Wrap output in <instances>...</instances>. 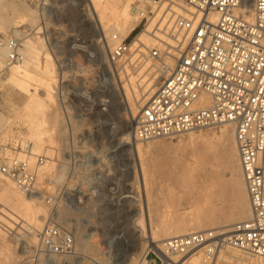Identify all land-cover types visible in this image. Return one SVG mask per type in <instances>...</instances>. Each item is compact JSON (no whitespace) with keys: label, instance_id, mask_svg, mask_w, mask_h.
<instances>
[{"label":"rangeland","instance_id":"1","mask_svg":"<svg viewBox=\"0 0 264 264\" xmlns=\"http://www.w3.org/2000/svg\"><path fill=\"white\" fill-rule=\"evenodd\" d=\"M7 2L18 3L19 6L7 9L0 2V36L5 37L15 25L26 30L31 37V60L27 66L33 73L41 75L43 68L40 62L45 58L42 53L33 51L41 35L53 51L57 73L54 77V100L37 107L35 103L26 106L27 93L11 83L5 77L6 69L0 68L1 128H9L11 132L10 137L4 138L11 142L18 137L30 139L34 152L29 157L30 162L31 158L37 160V155H43L51 163L49 173L42 176L37 172L40 190L36 194L44 195L29 207L27 193L13 180L1 175L0 218L3 223L0 224V264H49L47 259L50 255L40 251V241L33 232L46 225L59 226L75 235L72 253L51 255L59 259L58 264L149 262L153 255L147 257V253L155 251L151 234L155 232L157 237H161V230L173 222L171 213L182 212L188 221L194 217L190 213L192 204L188 203V196L182 195L184 189L175 178L181 174L186 180L196 179L194 189L206 191L202 180L211 174L206 172L210 161L207 154L209 151L224 152V146L216 140L209 144L189 143V131H184L168 137L139 140L145 149L140 157L136 143L125 142L128 135L131 140L134 137L136 117L129 112L123 83L133 92L130 79L139 82L155 74L163 62L150 55V48L157 41L149 48L140 45L142 51L138 52L148 57L151 64L134 62L132 45V51L126 57L116 66L110 65L107 56L115 40L111 33V43L99 36L100 27L103 31L104 27L88 16L89 5L83 0ZM116 3L119 9L129 4V19L138 20L127 36L120 34L131 42L157 14L156 11L142 26L132 10L133 0H116ZM172 21L173 16L164 14L157 24H171ZM157 24L150 31L158 34L154 32ZM8 36L19 38L21 48H25L27 37L20 34ZM169 56L175 57L174 52ZM157 72L160 76L155 90L166 74L160 70ZM80 91L97 104L101 99H107V110L100 106L91 108L88 98L78 94ZM7 118H12L17 124L11 126ZM36 119L40 122L42 134L39 138H31L26 122ZM228 124L235 128L231 122L194 132L211 136ZM62 126H65V131L61 130ZM88 148L95 150L92 151L95 159L90 155L92 152L88 153L91 158L87 159ZM34 165L31 162V166ZM62 170L64 173L60 176ZM203 199L200 195L198 201ZM217 203L219 208L231 207L229 198ZM218 215H221L220 210ZM215 224L218 227L214 229L226 228L220 222ZM195 251L185 258L190 262L195 259L200 264H229L227 260L217 258L219 254H229V248L217 251L215 258L209 261H205L203 249L198 253Z\"/></svg>","mask_w":264,"mask_h":264},{"label":"built area","instance_id":"2","mask_svg":"<svg viewBox=\"0 0 264 264\" xmlns=\"http://www.w3.org/2000/svg\"><path fill=\"white\" fill-rule=\"evenodd\" d=\"M172 2L193 9L189 15H176L171 24H157L158 43L151 48L152 56L162 60L176 52V63L141 107L133 135L148 140L234 123L251 215L236 221L228 232L210 228L169 237L163 242L166 255L150 250L147 257L153 258L145 264H177L173 255L196 249L213 260L229 245L264 256V0H135L139 24L145 26L157 8ZM211 14L217 18L211 19ZM113 37L116 42L107 61L116 66L132 51V42L117 34ZM2 44L9 48L10 62L23 60L19 38L0 36ZM78 94L88 98L91 108L109 106L107 99L97 104L84 91ZM205 94L210 103L201 105ZM21 151L31 154L30 143L5 141L0 135V174L33 193L39 190L37 166L46 157L38 155L32 167L29 156L19 155ZM33 232L40 251L47 254H70L75 249V235L59 226L46 225Z\"/></svg>","mask_w":264,"mask_h":264},{"label":"bare ground","instance_id":"3","mask_svg":"<svg viewBox=\"0 0 264 264\" xmlns=\"http://www.w3.org/2000/svg\"><path fill=\"white\" fill-rule=\"evenodd\" d=\"M83 1L89 5V8H88L89 11H87L88 16L91 19L93 18L96 21V23H98V25H102L104 27V31H103L101 30V27L99 26L100 27L99 36H102V39H104L107 43L109 42L111 43L112 38L114 39L113 37L114 34H117V35L121 34L122 36H127L138 22V20L133 21L129 19V12H130L129 4L119 9V6L117 5L116 0H106V1L83 0ZM0 2H2L3 5L7 7V9L8 8L14 9L15 7L19 6L18 3L17 4H10L9 2L6 3V0H0ZM134 2L135 0H133V3H132V10L137 15V17L140 18L139 14L136 13L133 9ZM185 7L181 6V4L178 2H174L171 6H169V4H164L160 8H157L156 10L157 14L155 17L152 18L148 27L141 30L132 40L133 52H134L133 54L134 62L136 61L141 62L142 65L151 64L148 57L143 56L142 53L140 54L138 53L142 51L140 48V45L143 44L145 47L149 48L151 44H154L157 41L156 40L157 37H155L157 33H153L150 30L153 26L155 27V25L157 24V22L159 21L162 15L169 14L173 16V19L176 15H180V14L189 15L188 12L190 9H193V7L191 8H188V6H185ZM88 16H87V19H88ZM210 18L215 20L217 18V14H211ZM162 25H163V22H160V26ZM18 27H19L18 25H15L12 28V30L9 31V33H6L5 37L7 38L9 34H12V35L20 34L24 38L27 37V39L24 42L25 48L20 47V51L23 54V60L24 59L25 60L24 61L21 60L20 62L11 64L12 62L8 60L9 48L6 44H2L0 45V68L6 69L5 77H7V79H9L11 83H13L23 92L27 93L26 106L30 105L31 103H35L37 107L38 106L42 107L49 101L54 100V93L56 90V84L54 83V77L56 76V73H57V66L54 61L53 51L50 48L48 42L45 43L42 40V37L40 35V38L37 39L38 44L35 48H33L34 49L33 51H36L38 54L42 53L43 57L45 58V60L40 62V64H42L43 73L39 75V74H36L30 71V69L27 66V63H28V60H31V37L28 36L29 34L26 33V30L19 29ZM110 33L112 35V38L110 37ZM175 53L176 52H174V55ZM150 55L152 56L151 48H150ZM165 58L166 56L163 57L162 59L163 62L160 63V65H158V68H157L158 70L163 72L162 74L169 72L176 63L175 57L169 56L168 58L166 59ZM155 65L157 64L155 63ZM157 69L155 71V74H153L151 77L149 78L144 77L139 82L136 81L135 79H130L133 85V92H131V89L125 82L123 83V87H124V90L127 96L129 112L136 118L138 116L137 114L139 113L141 107L145 103L144 101L147 98L149 99V97L156 91L155 85L160 76L159 72H157L158 71ZM33 83H35V85H33ZM209 103H210L209 96L206 94L203 95L202 99L200 100V104L206 105ZM136 118L134 120L135 122H136ZM135 122H134V127H135ZM7 123L12 126L13 124H17V121L13 120L12 118H7ZM26 123L29 126V130H30L29 136L31 138H35V137L39 138L42 134V130L40 131L39 129V123H40L39 120L38 119L32 120V121L30 120V121H27ZM225 123H231V122H225ZM209 127H212V126H209ZM61 128H62L61 130L63 131L66 130L65 126H62ZM194 130H189V135H190L189 143L206 144L208 142L207 144H209L212 141L214 143V141L216 140L217 142H219L221 145L224 146V152L219 153L216 151L214 152L209 151L207 154V156L210 157V161H209L208 166L206 167L207 168L206 172L211 173V174L207 176L208 178L207 177L203 178V180L202 178H200V180L205 182L204 187L203 186L202 187L205 188L206 191H204L203 189H199V188H198L199 190L194 189L198 181V180L195 181L196 179L186 180L184 179V177L180 176L181 174H178L177 178H175L177 179L180 188L182 187L184 189V192L182 195L188 196L189 198L188 203L192 204L190 213L194 215V217L190 221H188L183 218V216L181 215L182 212L173 211L171 213L173 216V218H171L173 219V222H171L170 225H168L167 227L161 230V232L159 233L161 237L160 236H159L160 238L157 237V235H155V232L154 234L153 233L151 234L150 238H151V241L153 242V248L155 249L157 253H159L163 257L166 255L165 252L163 251L164 250L163 242L165 239L169 237L188 234L193 231H198L200 229L204 230V228H208V229L215 228V227H218L215 224L217 222H220L222 226H226V228L222 231L228 232L230 231L232 225L236 221L245 219L251 215L250 198H249V193H248L243 169L241 166L240 153L238 150V145H237V140H236V127L234 128L233 125L228 124V126L227 125L223 126L219 133H216L211 136L197 134L196 132H194ZM0 135L5 141L7 137L11 136V132L9 128H6V127L1 128V122H0ZM130 138L128 135L125 139V142L130 143L132 141L133 143H136V149H137L138 155L141 157V155L144 153V150H145L143 146L141 145V143L138 142L141 139H137L133 137L131 140ZM16 140H18L22 144H28L32 142L30 139L22 138V137H18L14 141ZM92 151H95V150L88 148L86 153L90 154ZM32 153L34 154V152L32 151V146H31V154ZM31 154L27 155L22 151L19 152V155L22 157H26V156L30 157ZM89 154L87 155V159L88 157H90V155H92L95 159L94 152H92L90 155ZM45 160H47V157ZM31 162L35 165L37 164L36 159L31 158ZM50 169H51V163L49 162V160H47L46 163L43 162L37 166V172L39 175H42V176L49 173ZM62 173H64V170H62L60 176H62ZM1 175L2 174H0V177ZM225 175H227V177ZM202 181H199V182H202ZM37 192L39 191L37 190L33 193L26 194V198L28 199V204H27L28 207L31 206V204L34 203L35 201L41 200V197H43L44 194L39 195V194H36ZM127 195L128 194H126V196ZM200 195L204 197L203 199L204 201L202 200L198 201V198ZM228 198L231 201V204H230L231 207L229 206L230 208L228 209L219 208L217 202L219 200L224 201ZM219 210H220L221 215H218ZM160 241L161 242L163 241V242L161 243ZM156 242H159V243H156ZM225 248H229V254L227 255L219 254L217 258H222L224 260H227L229 264H264V256L262 255L250 254L246 251L238 249L237 247L233 245H229ZM198 252H201V249H198L195 251V253H198ZM190 253L191 252L187 254H190ZM187 254L183 256H180V255H173V256L176 258L177 264H200L195 259L192 262H190L187 258H185ZM48 255H50L47 259L49 261V264H58L57 262L59 261V259L57 257L51 256L55 254L50 253ZM201 256H202V253H201ZM204 259L205 261H209V260H206L205 256H204Z\"/></svg>","mask_w":264,"mask_h":264}]
</instances>
